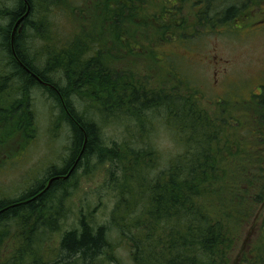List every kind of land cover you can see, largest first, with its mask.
Returning <instances> with one entry per match:
<instances>
[{"label": "trees", "instance_id": "1", "mask_svg": "<svg viewBox=\"0 0 264 264\" xmlns=\"http://www.w3.org/2000/svg\"><path fill=\"white\" fill-rule=\"evenodd\" d=\"M88 1L91 4L83 9L86 16L79 23L95 21L99 33L109 32L114 37L103 42L88 31L66 38L63 47L49 49L46 45L43 68L24 46L29 25L36 23L31 20L36 3L45 7L42 1L17 0L16 9L0 6V135L26 134L29 128L35 132V115L28 103L29 92L37 85L59 103L73 137L64 168H51L50 187L44 183L17 198L0 199V223L4 219L19 222L24 241L38 248L34 239L37 229L55 227L58 207H47L55 198L53 194L66 188L65 182L90 157L107 155L113 171L115 162L124 169L120 168L122 195L112 210L110 224L95 226L82 214L80 227L61 238L56 263L102 264L99 257L106 255L116 264H125L114 252L118 245L112 236L114 229L129 248L132 264H264V220L257 228L251 227L258 206L264 203V86L247 99L251 111L244 116L231 111L239 101L225 97L213 111L204 104L201 89L191 84L182 87L188 81L175 70L178 64L169 62L172 68L167 67L170 56L159 51L162 43L174 39L186 38L189 43V38L199 35L198 28L213 31L222 24L234 25L251 15L263 0ZM63 3L54 1L55 6ZM187 7L188 14L184 11ZM40 12L36 29L40 40L48 42L47 11ZM192 16L194 22L189 19ZM110 45L118 46L136 62L148 61L144 65L151 69L121 67L125 57L121 59L120 51L118 66H112ZM159 67L165 71L162 79H169L164 80L166 85L153 81L158 76L152 72ZM57 72L65 86L54 78ZM75 93L85 96L102 114L125 109L126 119L144 131L145 114L166 109L164 123L179 143L182 138L185 150L160 169V155L152 146L138 148L133 141L103 146L97 123L79 114L69 99ZM40 235L44 233L39 231ZM24 243L9 259L13 264H26L30 253L25 255L29 250ZM33 262L30 264H45L38 259Z\"/></svg>", "mask_w": 264, "mask_h": 264}, {"label": "rangeland", "instance_id": "2", "mask_svg": "<svg viewBox=\"0 0 264 264\" xmlns=\"http://www.w3.org/2000/svg\"><path fill=\"white\" fill-rule=\"evenodd\" d=\"M41 1L45 7L42 8L36 3V14L31 17V20L39 24L42 15L40 10L47 11L46 30L47 34L51 35L50 41L40 40L39 29H36L38 24L34 23L27 29L24 46L31 57L38 60L42 68L45 66L46 45H49V49L63 47L68 40L66 38L73 37L76 33L84 35L88 31L95 32L93 35L103 42L114 37L109 32L99 33L100 26L95 21H91L89 25L79 23L86 16L83 9L85 10L90 3L88 0H64L62 7L55 6V0ZM153 1L160 2V0ZM0 6L2 9L6 7L16 9L18 3L17 0H0ZM263 7L264 0L258 3V7L251 12V15L235 22L234 25L222 24L213 31L209 28H198L199 35L189 38V43L185 42L186 38H179L162 43L159 49L160 52L170 56L166 60L167 67L172 68L168 65L169 62L174 66L178 64L175 70L182 73L189 82L182 84V87L191 84L194 88L201 89L205 94L204 104L208 103L207 106L213 111L218 110L217 101L225 97L230 102L239 101L234 103L231 111L244 116L251 111L246 102L247 99H251L252 94L260 93L264 86ZM189 9L190 7H187L184 10L186 14ZM88 12L91 14L93 11L91 12L90 8ZM189 19L191 22L195 20L193 16ZM141 41L144 42V40ZM109 49L114 57L109 56L112 59L111 63L114 62L112 66H118L116 56L120 51L121 59L125 57L124 62L121 60V67L151 69L150 66L144 65L148 61L143 63L142 59L136 62V58L121 51L118 46L114 48V45H110ZM162 66L164 67V64ZM164 72L160 67L159 70L156 68L152 73L154 77L158 76V80L153 81L168 84L164 82L165 79L169 80L168 78L162 79ZM53 76L56 81L60 80L62 86L66 85L64 79L60 78L59 72ZM29 95L28 106L29 109H33L35 115V132L29 128L27 135L16 132L9 133L7 136L0 135V199L17 198L29 190L39 188L44 183L48 184L51 168L52 170L54 167L64 168L69 160L73 141L72 130L63 116L59 103L50 96L48 91L37 85L30 90ZM69 99L79 114L97 123L103 146L117 147L128 141H133L134 146L138 148L152 146L160 155L158 164L160 169L170 165L173 159L185 150L181 145L183 143L186 146L182 138H179L180 143L182 142L180 144L174 131L164 123L166 109L147 112L144 116L147 120L146 131H144L138 123L126 119L125 109L121 113L105 111L102 114L98 108L92 107V103L85 96L82 98L75 93ZM120 168L123 169V165L115 162L113 171L107 155L102 158L96 155L86 160L73 177L67 183L65 182L66 188L55 192L53 201L48 202L47 207L49 205L58 207L57 213H54L56 228L37 229V236L34 239L38 248H31L24 241L26 237L24 239L21 236L22 227L17 225L19 222L2 220L0 264H13V261L9 259L23 242L29 250L25 255L30 253L26 258V264L34 263L35 259L45 264H60V261L56 263V260L60 258V240L67 231L80 227L82 214L89 216L95 226L110 224L112 210L122 195V184H120L122 177L120 176L123 171ZM263 220L264 203L258 206L251 227L257 228ZM29 224L31 225L30 222L26 225ZM39 231L40 234L44 233L43 237L38 236ZM25 232L29 233V228ZM257 234L258 232L254 234V239L252 238L253 243L256 242ZM112 236L118 244L114 251L116 257L125 264H132L129 248L122 243L114 229H112ZM99 260H102V264H116L106 255L100 256ZM231 264H235L234 261Z\"/></svg>", "mask_w": 264, "mask_h": 264}, {"label": "water", "instance_id": "3", "mask_svg": "<svg viewBox=\"0 0 264 264\" xmlns=\"http://www.w3.org/2000/svg\"><path fill=\"white\" fill-rule=\"evenodd\" d=\"M28 12H29V8H28V11H27V13L25 14V16L24 17H26L27 15H28ZM24 17L23 18H21L20 20H19V22H21L23 19H24ZM18 22V23H19ZM64 177V176H63ZM65 177H67V176H65ZM53 181V179L52 180H50L49 181V184H48V186L47 187H50V185H51V182Z\"/></svg>", "mask_w": 264, "mask_h": 264}, {"label": "flooded vegetation", "instance_id": "4", "mask_svg": "<svg viewBox=\"0 0 264 264\" xmlns=\"http://www.w3.org/2000/svg\"><path fill=\"white\" fill-rule=\"evenodd\" d=\"M16 28V27H15Z\"/></svg>", "mask_w": 264, "mask_h": 264}]
</instances>
